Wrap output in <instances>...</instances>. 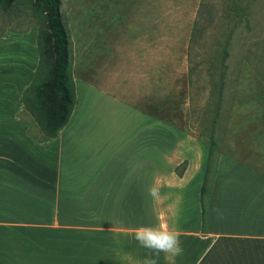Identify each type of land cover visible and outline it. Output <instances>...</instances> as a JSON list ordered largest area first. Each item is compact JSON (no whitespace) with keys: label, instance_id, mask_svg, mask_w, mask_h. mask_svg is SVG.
I'll list each match as a JSON object with an SVG mask.
<instances>
[{"label":"crops","instance_id":"1","mask_svg":"<svg viewBox=\"0 0 264 264\" xmlns=\"http://www.w3.org/2000/svg\"><path fill=\"white\" fill-rule=\"evenodd\" d=\"M239 8L230 5L226 17L237 18ZM153 21L151 32H126L110 47L118 54L117 71L91 76L89 69L92 80L73 77L77 106L57 136L45 141L34 139L20 117L23 91L38 64V28L0 30V264H264V172L228 150L264 153V72L260 78L224 52L214 72L200 75L196 102L190 29L177 37L187 42L179 67L185 113L195 122L198 107L199 128L214 131L220 154L202 233L208 136L131 102L156 97L161 37ZM90 39L89 51L108 47L105 35ZM170 54L166 80L172 88L174 49ZM211 77L213 83H204ZM211 107L206 126L203 114ZM49 218L61 223L53 253L47 256L40 240L32 257V220L38 222L33 231L44 234Z\"/></svg>","mask_w":264,"mask_h":264},{"label":"rangeland","instance_id":"2","mask_svg":"<svg viewBox=\"0 0 264 264\" xmlns=\"http://www.w3.org/2000/svg\"><path fill=\"white\" fill-rule=\"evenodd\" d=\"M230 5L242 7L239 8L237 18L226 17ZM43 8L44 2L36 3L34 0H14L8 8L0 3V30L24 28L29 25L38 27L42 19L40 10ZM60 12L65 20L68 33L71 73L77 79L92 80L93 78L89 77V69H91V76H94V73L96 76L103 74L101 69L107 73L117 71L119 66L114 63L113 59H116L118 54L110 47L117 43L121 36L126 35V32L133 34L151 32L148 21L154 20L153 33L158 32L161 37L158 43V89L155 90L152 83V92L156 97L150 99L146 96H138L131 102L135 103L138 108L174 121L181 128L196 135L206 134L209 137L211 134L214 140L213 130L209 131L208 127L206 130L199 128L198 107H195L193 111L195 122L185 113L183 103L188 95L186 81L179 67L182 63V52L187 49V42L178 41L177 37L179 39L182 36L186 37L190 29V85L196 102L199 98L200 75H205V69L208 70L207 73L209 70L214 72L217 64L220 66L221 62L226 60L224 52L231 54L234 64L251 67L259 77L264 76V74L262 76V71L264 72V0H60ZM233 15L234 13L231 16ZM104 35L105 44H108V47L89 51V44H93L89 42V39L93 36ZM164 35H175L176 40L167 41L162 38ZM226 37L227 42L224 41ZM173 49V61L176 67L174 83L170 88V80L169 84L166 80V65L172 59L170 51ZM147 56L150 58V54ZM145 59L142 60L146 63ZM154 60L153 55L152 67ZM200 63L205 64H202L200 68ZM143 69L144 64L138 67L140 74ZM97 81L101 82L102 79L97 78ZM205 81L207 84L213 83V77L204 79V83ZM203 115L205 125L208 126L210 120L213 119V107L207 115ZM20 117L28 122L33 134L42 136L43 132L37 122L36 114L23 111ZM216 150L215 145L214 159L218 161L220 154ZM228 150L230 154L249 162L264 172V153L261 150L241 152L236 147H229ZM33 222L35 221L32 220L30 238L32 249L36 248V252L32 251V257H38L40 240L47 248V256L52 255V248L61 223L55 221L54 218L47 219L46 233L40 234L38 230L33 231L38 224L37 220ZM255 255L263 256V253L256 250Z\"/></svg>","mask_w":264,"mask_h":264},{"label":"trees","instance_id":"3","mask_svg":"<svg viewBox=\"0 0 264 264\" xmlns=\"http://www.w3.org/2000/svg\"><path fill=\"white\" fill-rule=\"evenodd\" d=\"M13 1L0 0V3L8 8ZM34 1L44 2V8L40 10L42 19L37 27L38 64L30 84L23 91L24 107L21 112L28 111L37 115L42 136L33 134L30 127L28 132L34 139L45 141L56 137L59 130L68 122L72 110L77 106V99L70 69L68 33L60 12V0ZM224 41L227 42V39ZM208 138V156L199 194L202 233L207 230L206 211L219 161L214 159L216 143L211 135ZM184 168L185 162L176 170L181 174Z\"/></svg>","mask_w":264,"mask_h":264}]
</instances>
